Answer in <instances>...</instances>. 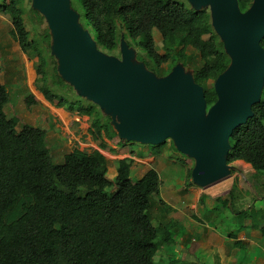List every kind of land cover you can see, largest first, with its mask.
Wrapping results in <instances>:
<instances>
[{"label":"trees","instance_id":"obj_1","mask_svg":"<svg viewBox=\"0 0 264 264\" xmlns=\"http://www.w3.org/2000/svg\"><path fill=\"white\" fill-rule=\"evenodd\" d=\"M252 1L237 0L240 11L245 12ZM20 2L9 0L1 9L8 13L12 35L22 51L27 54L32 49L31 55L37 59L36 84L38 90L47 86L40 90L44 99L57 108L88 117L94 140L102 133L111 137L115 133L110 119L95 105L82 103L79 97L66 101V93L72 88L60 79L49 55V32L46 29L40 39L48 53L43 55L26 29ZM75 2L100 51L113 55L123 38L129 48L142 53L145 65L152 62L150 71L157 77H163V65L171 63V71L180 64L203 88L207 105L216 101L213 82L230 60L211 27L208 8L196 10L186 0ZM155 34L173 48L160 55ZM260 45L264 49V37ZM187 47L191 54H187ZM48 57L54 63L49 71L53 78L50 84ZM56 84L62 94L52 92L51 86L57 88ZM8 101L6 88L0 85V264H155L154 257L170 241L168 233L160 235V229L167 230L162 217L168 208L159 198L156 171L151 169L133 182V162L122 159L117 161L116 176L110 181L106 177L107 159L96 150H75L56 163L44 130L23 125L17 131L19 119L5 113ZM25 103L27 107L33 105V96ZM252 113L229 138L227 164L241 160L264 173V86ZM159 153L157 150L153 155Z\"/></svg>","mask_w":264,"mask_h":264},{"label":"water","instance_id":"obj_2","mask_svg":"<svg viewBox=\"0 0 264 264\" xmlns=\"http://www.w3.org/2000/svg\"><path fill=\"white\" fill-rule=\"evenodd\" d=\"M208 8L211 27L230 60L213 82L216 101L180 65L157 77L121 38L119 57L100 51L79 23L70 0H31L50 35L60 79L111 120L119 139L157 146L171 141L194 163L192 183L206 188L230 176L227 155L233 131L253 116L264 86V0L241 12L237 0H186Z\"/></svg>","mask_w":264,"mask_h":264},{"label":"crops","instance_id":"obj_3","mask_svg":"<svg viewBox=\"0 0 264 264\" xmlns=\"http://www.w3.org/2000/svg\"><path fill=\"white\" fill-rule=\"evenodd\" d=\"M4 4H7L6 1H0L1 6ZM3 29L8 34L7 39L15 42L14 53L22 59V66L25 68L23 73L28 74L27 65L32 58L22 51L12 35L9 15L0 7V30ZM31 65L33 66V62ZM0 85L4 86L5 82ZM31 93L35 103L27 107L26 99L24 100L25 109L17 117L19 121L16 129L18 131L19 125L37 127L36 124L41 119L46 123L50 120L51 128L47 131L41 129L45 132L46 143L49 142L51 146L49 148L55 149L51 153L53 159L56 160L54 154L59 156L54 160L56 163H61L66 154L75 150L88 153L96 150L107 159L106 177L109 175L107 179L110 181L116 176L118 160H131L133 163L130 172L138 179L151 169L155 170L159 177V171L173 164L166 159L165 151L162 150L164 147L171 148V141L169 146L165 144L161 149L151 146L149 150L144 147L138 152L142 151L148 155L136 156L133 151L125 148L128 147V142L119 139L115 132L109 139L102 133L98 140H94L89 132L88 117L77 116L64 108H57L45 99H38L32 91ZM41 97L44 98L42 94ZM37 106L41 108L40 111L36 110ZM42 112L44 116L40 114ZM100 144L103 146L100 147ZM157 150L160 153L153 155ZM186 165V181L182 182L183 188L175 192L171 188H164L163 191V201L168 209L163 213L167 230L165 232L163 229L162 234L168 233L170 236L166 246L177 245L175 255L180 259L186 260V257L193 253L195 262L189 261L188 264H264V173L256 172L250 164L237 160L227 164L229 177L206 188H200L191 180L193 161L187 158ZM166 254L165 252L163 259ZM167 259L170 261V257Z\"/></svg>","mask_w":264,"mask_h":264},{"label":"rangeland","instance_id":"obj_4","mask_svg":"<svg viewBox=\"0 0 264 264\" xmlns=\"http://www.w3.org/2000/svg\"><path fill=\"white\" fill-rule=\"evenodd\" d=\"M0 1H3V0H0ZM4 1H6V3H9V0H4ZM22 1H23V3L20 2L19 5H21L23 10L25 11L24 21H25L26 29H27V31H29L31 38H33L36 41V44L38 46L36 48L40 49L44 52L45 51V45L42 43V41L40 39L43 35V32L47 29L46 22L41 15L35 14L36 11L31 6V0H22ZM70 3H71L72 9L79 14L80 25L85 30L88 31V28L86 27V25L83 21L82 14H81V11L79 10V7L77 6V3L75 2V0H70ZM0 7H1V5H0ZM89 34H90V32H89ZM7 35L8 34H7L5 29L0 30V72H1L0 73V83L5 82L4 86H5L6 91L8 93L9 101H8L7 105H5L4 108H5V113H6L7 117L11 118L13 116L18 117L19 113H21L25 109L24 100L27 98V96L32 94L31 91L34 93V95L38 99H41V100L44 99L41 97L42 93L40 90H46L47 86L41 85V88L38 91L39 88L35 84L36 80H34V79L37 78V76L35 74V66L38 64H37L36 57L31 55L32 49L29 48L28 52H26L32 58V61L28 62V65H27L28 66V74H27V72L23 73L25 68H23V66H22V64H23L22 59L14 53L15 42L9 38L7 39ZM90 36H91V34H90ZM154 37H155L156 50L160 55L165 54L166 51H169L173 48L171 45L164 42L161 39V37H159V35L155 34ZM133 50L135 51L134 62L142 63L145 65V63L142 61V59H143L142 53H138V50H136V49H133ZM186 52H187V54H191L192 50L189 47H187ZM47 54L48 53L44 52L43 55H47ZM49 55L54 59V57L51 55L50 52H49ZM111 56L119 57V49L116 52H114V54ZM48 58L49 59L46 60V68H47L46 73H47L48 84H50L51 81H53V78L51 77L50 72L53 69V65H54L53 61L56 64V60L54 59L52 61L50 57H48ZM32 62H33V66L31 65ZM151 64H152V62H151ZM151 64L146 63V65H145L146 69L149 71L150 70L153 71V69H151V68H153L151 66ZM171 67H172L171 63L162 66V69L164 70L163 76H165V74L170 71ZM185 71L187 73L191 74V71H189L187 69H185ZM26 85H28L30 89ZM210 85H212L211 81L208 82V87H210ZM35 86L37 88H35ZM56 86H57V88L51 86V88H53L52 92L55 94H59V93L62 94L60 92V90L58 89L59 85L56 84ZM77 97L78 96L76 95V92L73 89L72 90L69 89V91L66 93V101L67 102L75 101V100H77ZM81 102L88 104V102L83 101V100H81ZM36 110L40 111L41 108L39 106H37ZM40 114L42 115L44 113L42 112ZM42 116H44V115H42ZM44 121L45 120L41 119V121H39L38 124H36V126L38 128H42V129L47 131L49 128H51V122H50V120H48L47 123H46V121L44 123ZM21 127L22 126H20V125L18 126V131H20ZM169 143H170V141L168 140L166 142V146H169ZM46 145L48 148L51 147L49 142H47ZM127 145H128V147H125V148H127L129 151H133L134 152L133 154L136 156L138 155L139 157H144V156L148 155L142 151L138 152L139 150H143L144 147H147L149 150H151L150 145L149 146L148 145H141V144L130 143V142L127 143ZM54 150H55L54 147H52L50 149V153H52V151H54ZM162 150L165 151L164 154L167 157L166 159H169L173 163L171 165V167H168L164 170L159 171V179H160L159 198H162V200H164L163 199L164 198V196H163L164 188H171L172 190H174V192L176 190H180L183 188L182 182L186 181V167H187L186 159L187 158L185 156L179 154L175 150L173 145L171 148L164 147ZM137 152H138V154H137ZM54 156H55L56 160L59 158L58 155L54 154ZM108 159H110V158H108ZM108 176L109 175H107V177ZM130 176H131L133 182L138 180V177H136L135 175L130 174ZM205 211H207V210H205ZM158 215H162V214H158ZM163 217H164V214H163ZM167 220H168V217L166 218V222H167ZM181 222L183 223V221H181ZM153 224L155 225L154 222H153ZM184 228H185V226H184ZM162 230L163 229H160V235L161 236H163ZM162 248H163V251H161V253H159V256H161V258L154 257L155 264H188L189 261L191 263H192V261L195 262V260H194L195 255H193V253L189 254L186 257V260L176 257L175 252L178 248L177 245H175L174 247H172V246L168 247V246L164 245V246H162ZM165 252L167 253L166 258L163 259ZM168 257H170V261H169V259H167Z\"/></svg>","mask_w":264,"mask_h":264}]
</instances>
